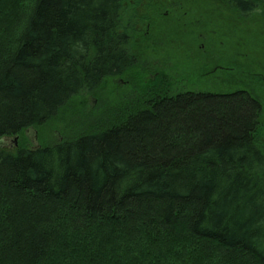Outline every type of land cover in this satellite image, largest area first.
<instances>
[{
    "label": "trees",
    "instance_id": "trees-1",
    "mask_svg": "<svg viewBox=\"0 0 264 264\" xmlns=\"http://www.w3.org/2000/svg\"><path fill=\"white\" fill-rule=\"evenodd\" d=\"M123 1L0 0V139L135 68ZM171 83L91 132L0 150V264H264L262 101Z\"/></svg>",
    "mask_w": 264,
    "mask_h": 264
},
{
    "label": "rangeland",
    "instance_id": "rangeland-1",
    "mask_svg": "<svg viewBox=\"0 0 264 264\" xmlns=\"http://www.w3.org/2000/svg\"><path fill=\"white\" fill-rule=\"evenodd\" d=\"M122 11L135 68L108 79L98 95L80 96L47 125L4 136L0 150L15 153L91 132L105 116L145 98L144 89L162 82L178 90L199 87L219 69L234 89L249 90L264 106V9L241 17L227 0H124Z\"/></svg>",
    "mask_w": 264,
    "mask_h": 264
},
{
    "label": "flooded vegetation",
    "instance_id": "flooded-vegetation-1",
    "mask_svg": "<svg viewBox=\"0 0 264 264\" xmlns=\"http://www.w3.org/2000/svg\"><path fill=\"white\" fill-rule=\"evenodd\" d=\"M205 79L203 84L199 87H188V88H180L181 92H206L208 91L209 93H233L237 92L239 90H247L245 88H237L234 89V86L225 78L224 79V74L219 70L214 71V73H210L209 78L205 75ZM179 91H176L177 93H181Z\"/></svg>",
    "mask_w": 264,
    "mask_h": 264
}]
</instances>
